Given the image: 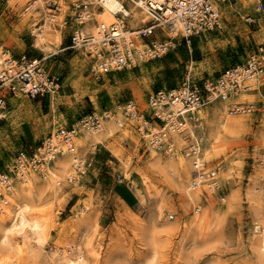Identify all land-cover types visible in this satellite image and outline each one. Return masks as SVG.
Instances as JSON below:
<instances>
[{
    "label": "rangeland",
    "instance_id": "obj_1",
    "mask_svg": "<svg viewBox=\"0 0 264 264\" xmlns=\"http://www.w3.org/2000/svg\"><path fill=\"white\" fill-rule=\"evenodd\" d=\"M73 1L44 0L42 7L31 0H0V59L5 51L15 58H45L47 70L61 84L51 100H31L0 90L9 102L0 120V170L12 166L21 149L32 153L40 148L58 127L77 124L93 111H101L96 94L103 89L118 96H113L116 103L104 104L103 109L116 110L121 120L118 106L126 101L134 100L146 111L152 92L181 85L189 73L195 81L216 77L264 45V12L256 10L253 0L243 1L224 10L222 30L192 39L191 46L179 37L176 48L162 58L137 62L130 70L96 81L88 71L87 51L70 48ZM58 4L60 13L55 12ZM127 5L130 27L149 23L146 11L129 0ZM102 10H94L95 18L78 29L96 34L97 13ZM66 18L69 23L64 27L60 21ZM46 21L47 53L37 46L34 32ZM88 24L94 31L86 30ZM155 34L151 40L171 36L160 29ZM111 79H116L115 84ZM240 102H255L258 112L228 115L224 103L213 102L198 110V122L189 127V133L202 142L207 170L220 169L215 191L208 182L187 192L193 168L183 157L187 146L183 135L180 143L171 135L177 155L169 157L153 150L126 121L123 127L113 121L111 132L94 133L99 139L81 132L75 141L79 162L70 172L59 171L53 163L48 173L28 178L35 193L24 198L27 215L41 223L45 240L38 244L26 232L27 242L14 233L12 243L22 251L5 252L6 264H63L62 253L76 248L86 264H264L263 176L253 160L264 154V89ZM220 105L225 114L216 112ZM218 115L221 122L242 120L246 126L225 129L218 124ZM32 133L34 145L29 142ZM18 184L25 191L29 188L26 182L17 181L15 187Z\"/></svg>",
    "mask_w": 264,
    "mask_h": 264
},
{
    "label": "built area",
    "instance_id": "obj_2",
    "mask_svg": "<svg viewBox=\"0 0 264 264\" xmlns=\"http://www.w3.org/2000/svg\"><path fill=\"white\" fill-rule=\"evenodd\" d=\"M117 1L122 3V9L115 13L117 21L108 27L96 22L97 35L78 28L91 22L94 10L102 9L103 6L88 3L87 0H74L72 3L73 15L69 18L74 27L70 48L87 51L90 56L88 71L96 81L111 73L130 70L137 66V62L162 58L176 48L177 44L172 42L179 37L191 46L192 39L222 30L224 10L250 0H161L159 7L148 1L146 12L150 21L139 28L129 26L132 17L123 8L128 9V0ZM254 4L258 12H264V0H254ZM60 8L58 4L55 12L60 13ZM248 21L254 22L251 18ZM60 22L64 27L69 23L67 18ZM157 29L163 34H166V29L174 35L167 39L151 40ZM3 54L0 90L31 100H51L59 94L61 84L47 70L45 59L24 55L15 58L9 51ZM261 89H264V45H258L243 61L226 68L216 77L195 81L189 73L181 85L152 92L147 98L146 111H141L134 100L126 101L120 105L123 118L120 123L118 120L115 123L119 127H123L125 121L130 123L140 139L147 141L157 153L169 157L177 155L171 134L183 135L187 141V146L182 150L183 157L191 161L193 168L190 189L197 190L210 182L211 191H215L218 188L216 175L220 169L207 170L202 142L199 137L189 133L188 125L198 122V110L213 101H228V113L233 116L254 114L258 112L257 104L239 102L238 98L242 94L260 93ZM8 106L6 95L0 94V120ZM261 110L264 111V104ZM111 112L113 115L118 114L114 109L95 110L79 120V126L58 127L42 142L43 150L37 148L32 153L25 149L18 151L12 166L0 170V211L9 205L16 180L33 173L42 176L49 163L61 154V148L72 150L81 131H100L103 121L110 118ZM253 160L263 174L261 183L264 190V154Z\"/></svg>",
    "mask_w": 264,
    "mask_h": 264
},
{
    "label": "bare ground",
    "instance_id": "obj_3",
    "mask_svg": "<svg viewBox=\"0 0 264 264\" xmlns=\"http://www.w3.org/2000/svg\"><path fill=\"white\" fill-rule=\"evenodd\" d=\"M31 1H33L32 4L34 6H36L38 4H41L42 7H44V0H31ZM129 1L132 2L134 5H136V7L138 6L142 10L147 11L146 2L150 1V3L153 6L159 7L161 0H146V1L139 0V2L137 0H129ZM113 2L116 3L117 5H119V7L117 9H114V10H106L103 7V10L97 13V19L99 20L100 24H104L107 27L110 26L112 23H114V22L117 21V17L115 16V13H117L118 11H120L122 9V3L120 1L113 0ZM253 2H254V0H253ZM123 8L125 9V7H123ZM125 11L128 12L129 15L131 14L126 9H125ZM146 14H147V12H146ZM148 17H149V15H148ZM51 19L54 20V21L56 20L54 17H51ZM47 21L39 29L34 30V32L36 34L37 41H38V45L37 46L38 47L40 46L42 49H44V51H46V53H47V49L50 47L48 41L45 39V34H46L47 29L49 27ZM142 22L145 23L147 21L145 19H143ZM86 30L88 32H92V31H94V28H93V26H91L90 24H88L86 26ZM165 31L168 32L166 29H165ZM168 34H169V32H168ZM95 35H97V33ZM172 35H174V34H171V36ZM173 37H175V36H173ZM172 43L174 44V41ZM3 55L4 54H2V59H0V67H2ZM89 58H90V56H89ZM43 59H45V58H43ZM244 96H246V95H243V94L240 95L239 102L242 100V98ZM213 102L224 103L226 110H228V101H226V102H224V101H213ZM120 107L121 106H118V109H120ZM200 109H202V108H200ZM222 111H223V108L221 107V105H220L219 108H216V112L217 113H220L221 114ZM113 112H111V114ZM227 113H228V111H227ZM111 114L109 115L110 116L109 119H105L103 121V123H102L103 124L102 125V129L100 131L106 130L107 132H111L110 129L113 126L112 124H114V122L116 120H118V123L121 122V120L117 117V115H113V114L111 115ZM222 114H225V112L222 113ZM228 115H229V113H228ZM218 116H219L218 121H217L218 124L221 127L225 128V129L244 128L246 126L245 121H242V120H239V121H229V122H223L222 121L221 122L222 118L220 117V115H218ZM2 117H3V115H2ZM109 124H110V126H109ZM79 125H80L79 122H77V124H75V126H79ZM188 126L190 127V124ZM100 131H98V132H100ZM98 132H95V133H98ZM88 134H94V133H88ZM171 135H174L173 138H176V140L179 143L181 141H183V140H181V137H182V136H180L181 134L172 133ZM192 135L194 137H196L194 134H192ZM91 137L92 138H95L96 137V139H99V137H98L97 134H94ZM261 137H262L261 138V142H262V145L264 146V133L261 135ZM59 148H61L60 145H59ZM39 149L40 150H43V147L41 146ZM58 157H56L54 159L55 162L53 161L52 163H49L48 168H47V171H49V168L54 163L55 164V168L59 169V171H62L64 173H68V172L71 171L70 167L74 163L79 162L78 153L76 151L75 145L73 146L72 150H70V151H67L65 148H61V154ZM46 172H44L43 174H46ZM33 174H31V175H33ZM31 175H28V176L24 177L22 180L19 179V180H16L15 181V184H16L17 181L18 182L19 181L20 182H26V184L29 185L28 186L29 188H28V190H26L27 191L26 192L25 189L22 187L23 185L18 184L15 187V184H14V189L15 190L13 192L12 197L9 200V205L7 207H5L3 210L0 211V231L3 232V235L0 238V264H6V262H7V259L8 258H6L5 252L12 251L13 249H17L20 252L22 251L21 250V247L15 248L14 244L12 243L11 236L14 233L15 234L17 233L25 241L28 242V240H27L28 238L26 236V232H30L33 236H35V238L37 239V243L38 244L44 243V240H45L44 239V237H45L44 235L45 234H43V236H44L43 237L42 236V225H41V223L39 221H37L34 218L32 219V218H30L27 215V210L29 209V205L24 202V198L27 197L28 195L33 194V192H34V184H33V182H31V179H28ZM69 175L72 178L75 177V174L73 172L70 173ZM261 175L263 176L262 173H261ZM261 178H263V177H261ZM186 189H187V192L188 193L192 190V189L189 190V187L186 188ZM262 189H263V187H262ZM210 190H212V189L210 188ZM195 191H196V189H195ZM189 196H190L191 199H193L191 194ZM31 217H32V215H31ZM199 220H200V217H199L198 221ZM44 229H45V226H44ZM43 232H45V231H43ZM25 241H23V242H25ZM262 244H263L262 245V248L264 249V239H263V243ZM78 250H79L78 248H76L75 250H70V249L69 250H66L65 252L62 253L63 256L61 257L60 260L63 262V264H86V262H85L84 258L82 257L81 253L80 252H77Z\"/></svg>",
    "mask_w": 264,
    "mask_h": 264
},
{
    "label": "crops",
    "instance_id": "obj_4",
    "mask_svg": "<svg viewBox=\"0 0 264 264\" xmlns=\"http://www.w3.org/2000/svg\"><path fill=\"white\" fill-rule=\"evenodd\" d=\"M155 36L157 37V34H155ZM118 80H120V79H118ZM110 81H114V84H115V82H116V79H111ZM150 95V94H149ZM148 95V96H149ZM113 96H117V95H115V93L113 92V93H110V91H109V89H103V91H101V92H99V93H97L96 94V99H97V102H98V105L102 108V110H103V105L104 104H106V105H108V106H111V105H113L114 103H116L115 102V99H114V97ZM118 97V96H117ZM148 98V97H147ZM90 106H92V109H96V106L94 105V103H91V105ZM138 107H139V105H138ZM140 108V107H139ZM111 108H108V110H110ZM70 110V109H69ZM68 110V111H69ZM141 110V109H140ZM82 113L84 114V110H82ZM77 115V113H74L73 114V117L74 116H76ZM30 140H29V142L31 143V144H36V138L34 137V134L32 133L31 135H30Z\"/></svg>",
    "mask_w": 264,
    "mask_h": 264
},
{
    "label": "clouds",
    "instance_id": "obj_5",
    "mask_svg": "<svg viewBox=\"0 0 264 264\" xmlns=\"http://www.w3.org/2000/svg\"><path fill=\"white\" fill-rule=\"evenodd\" d=\"M88 3H92L94 5H101L106 10H114L119 7L116 3L113 2V0H87ZM92 18H95V15H93Z\"/></svg>",
    "mask_w": 264,
    "mask_h": 264
}]
</instances>
